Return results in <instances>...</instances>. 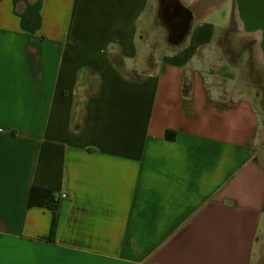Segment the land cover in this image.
<instances>
[{
  "label": "crops",
  "instance_id": "0c3cea01",
  "mask_svg": "<svg viewBox=\"0 0 264 264\" xmlns=\"http://www.w3.org/2000/svg\"><path fill=\"white\" fill-rule=\"evenodd\" d=\"M226 4L166 47L161 0H0V264L254 263L261 116L204 50Z\"/></svg>",
  "mask_w": 264,
  "mask_h": 264
},
{
  "label": "rangeland",
  "instance_id": "374dc122",
  "mask_svg": "<svg viewBox=\"0 0 264 264\" xmlns=\"http://www.w3.org/2000/svg\"><path fill=\"white\" fill-rule=\"evenodd\" d=\"M187 3L188 0H185ZM230 4L222 10L211 13L207 22L218 27L216 37L206 47L205 52H212L213 72L220 77L224 86H234L241 95L249 97L261 116V125L254 141V152L259 163L264 167V65L261 51L223 27L229 19ZM159 26V23L158 25ZM161 45L168 47L166 31H163ZM208 77V75H207ZM259 244V255L253 264H264V221Z\"/></svg>",
  "mask_w": 264,
  "mask_h": 264
},
{
  "label": "flooded vegetation",
  "instance_id": "af4514ba",
  "mask_svg": "<svg viewBox=\"0 0 264 264\" xmlns=\"http://www.w3.org/2000/svg\"><path fill=\"white\" fill-rule=\"evenodd\" d=\"M201 0H197L189 11L184 10L178 0H161L160 22L165 26L167 42L182 44L198 21L197 12ZM230 4L227 31L261 51L264 65V0H226Z\"/></svg>",
  "mask_w": 264,
  "mask_h": 264
},
{
  "label": "trees",
  "instance_id": "16d2710c",
  "mask_svg": "<svg viewBox=\"0 0 264 264\" xmlns=\"http://www.w3.org/2000/svg\"><path fill=\"white\" fill-rule=\"evenodd\" d=\"M113 62L118 68H123L122 64L117 58H114ZM131 76L135 79H141L143 77L141 75H138L136 72H133ZM188 89L189 86L185 83L184 92L187 93ZM28 205L31 208L38 207L50 209L53 212V232L56 230L58 222L59 201L56 199V196L53 191L46 188L33 186L30 190Z\"/></svg>",
  "mask_w": 264,
  "mask_h": 264
},
{
  "label": "water",
  "instance_id": "95a60500",
  "mask_svg": "<svg viewBox=\"0 0 264 264\" xmlns=\"http://www.w3.org/2000/svg\"><path fill=\"white\" fill-rule=\"evenodd\" d=\"M179 4L181 5V7H182L184 10L189 11V9L186 8L185 6H183L180 2H179Z\"/></svg>",
  "mask_w": 264,
  "mask_h": 264
},
{
  "label": "built area",
  "instance_id": "2783aa9c",
  "mask_svg": "<svg viewBox=\"0 0 264 264\" xmlns=\"http://www.w3.org/2000/svg\"><path fill=\"white\" fill-rule=\"evenodd\" d=\"M62 197H63V198H65L66 196H65V195H63Z\"/></svg>",
  "mask_w": 264,
  "mask_h": 264
}]
</instances>
